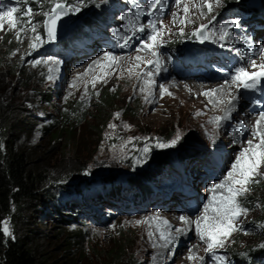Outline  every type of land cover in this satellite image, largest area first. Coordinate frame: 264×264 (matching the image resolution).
I'll return each mask as SVG.
<instances>
[{
	"label": "rangeland",
	"instance_id": "rangeland-1",
	"mask_svg": "<svg viewBox=\"0 0 264 264\" xmlns=\"http://www.w3.org/2000/svg\"><path fill=\"white\" fill-rule=\"evenodd\" d=\"M58 2L77 6L80 11L66 17V35L51 42L45 33V13ZM150 2L21 0L17 4V0H0L2 11L18 8L13 14L15 27L7 18L0 21V109L15 113L11 125L18 145L25 146L42 167L45 165L49 179L57 180L53 186L57 190L55 204L87 193V201L96 204L91 208L97 206L94 211L66 212L73 217L69 225H61L59 238L58 222L42 215L39 233L44 238L53 235L58 243L73 234L79 236L76 240L81 246L71 251L78 264H109L116 251L121 258L117 264H217L216 256H226L228 264H263L264 215L261 204L251 201L256 183L242 198L248 212L233 221L235 230L224 238V247L209 252L207 240L200 236L221 222L216 209L221 195L227 194V183L219 192L209 189L225 181L238 157L243 164L244 149L254 150L260 142V136L253 133L264 110H251L243 98L246 88L232 77L236 68L244 67L251 73L264 64V26L257 25L264 15V0L259 5L247 0H181L179 4L162 0L156 9L148 7ZM208 3L211 12L207 11ZM28 7L32 12L24 15ZM233 20L239 26L227 30L226 39L221 40L222 26ZM149 21L156 22L159 35L153 48L144 50L141 44L152 31ZM202 24L207 28L199 39L194 33ZM141 25L144 32L138 31ZM37 35L41 42L32 48ZM121 37H131L126 47L121 46ZM105 52L113 57H105ZM167 56L169 62L161 64ZM137 57L145 63L158 62L153 63L154 72L148 66L145 76L141 66V74L135 71L129 77L125 64L128 58ZM194 57L207 61L195 72L210 69L213 76H178L191 71L187 68L190 65L182 66ZM49 69L52 80L48 79ZM228 71L232 77L223 78L221 74ZM228 80L226 89L232 96L237 94L233 102L194 116L188 125L183 123L182 112L176 113L175 105L169 112H160L161 105L149 98L153 87L159 91L160 100L175 101L172 91L177 92L178 84L189 92L184 85L188 82L222 85ZM263 81L257 77L255 84ZM161 85L168 90L161 92ZM104 96L111 98L108 108L101 103ZM59 130L60 138L53 140ZM259 132H264V121ZM177 137L174 146H157ZM248 141H252L251 146ZM260 171L264 172V166ZM233 176L240 177L239 169L233 170ZM188 181L190 189L184 186ZM112 183L124 186L115 208H109L114 206L109 200L99 199L98 203L94 196L102 186ZM146 184L152 190L151 197L132 204L134 190ZM125 197L128 199L122 202ZM47 202L39 206L47 208ZM181 216L188 220L181 221ZM177 228L182 231L177 233ZM161 232L165 236L171 233L172 242L160 239ZM62 256L68 254L58 255Z\"/></svg>",
	"mask_w": 264,
	"mask_h": 264
},
{
	"label": "trees",
	"instance_id": "trees-1",
	"mask_svg": "<svg viewBox=\"0 0 264 264\" xmlns=\"http://www.w3.org/2000/svg\"><path fill=\"white\" fill-rule=\"evenodd\" d=\"M257 23V25L264 26V15ZM101 103L108 108L111 98L104 96V101ZM16 117L15 113L12 115L0 109V225L7 221L15 237L10 238L0 231V264H78L77 260L72 257L71 251L81 246L82 242L76 240L80 237L73 234L72 238L65 237L60 243L53 240L55 239L53 235L44 238L42 233H39V218L45 215L58 222L56 229L61 232L56 236L59 238L62 236L61 225H69L73 217L65 214L66 212L76 213L86 209L94 211L97 206L91 208L90 205L95 203L87 201L89 197L87 193L80 194L79 199L63 200L55 204L54 198L57 190L53 186L57 185V180L49 179L50 175L45 165L42 167L25 146L18 145L15 129L11 125ZM60 136L61 131L59 130L52 136V139L58 140ZM122 187L124 186L115 183L109 187L102 186L101 190L94 194L97 197L95 201L109 200L114 205L115 201L119 200L118 197L122 196L121 192L124 191ZM151 192L149 184L137 186L131 195V203H143L151 197ZM252 193L254 199L251 201L261 204L263 216L264 181L256 183ZM127 199L128 197L123 198L122 202ZM46 201H49L47 208L39 206L40 202L45 203ZM115 207L116 205L109 208ZM33 213L38 214V217L31 216ZM60 253H67L68 257L60 258L58 257ZM119 253L120 251L111 253L112 262L109 264L118 263L121 259ZM235 258L237 259L236 255ZM261 263L264 264L263 261Z\"/></svg>",
	"mask_w": 264,
	"mask_h": 264
},
{
	"label": "snow or ice",
	"instance_id": "snow-or-ice-1",
	"mask_svg": "<svg viewBox=\"0 0 264 264\" xmlns=\"http://www.w3.org/2000/svg\"><path fill=\"white\" fill-rule=\"evenodd\" d=\"M21 0H17V4H19ZM101 2H104V0H101ZM177 4L181 2V0H176ZM162 3V0H151L150 4L148 5L151 9H156L159 4ZM141 9H137V11H140ZM212 5L210 3L207 4V11L211 12ZM18 11L17 7H11L8 8L6 11L0 10V21L3 20V18H7L8 22L12 24L13 27L16 26V18L13 16L14 13ZM80 8L77 6H72L69 4L64 3H56L53 5L51 11L49 13H45V15L49 18V26L47 27V36L49 40L55 39V31H56V25L59 20L62 19L63 16H68L71 13L79 12ZM185 12L188 11L187 7L184 9ZM32 12V9L30 7L26 8L24 15H30ZM215 19V17H213ZM181 23H185V21H181ZM239 24L237 21L233 20L230 23L223 25L222 27L225 29L224 32L221 34V40L226 39L228 35V31L232 28L238 27ZM148 27L151 28V33L148 35L147 41H143L141 44V47L144 50H151L153 48V45L155 41L158 38L159 32L157 31V24L156 22L149 21ZM159 27H163V23L160 22ZM207 28V25H200L198 29H196L195 33L196 35H199ZM145 26L141 25L138 29L139 32H144ZM23 29L21 28V32ZM32 31L35 32V27L32 28ZM182 31V29H181ZM19 33L17 34V38H19ZM41 37L37 35L35 42L31 45L32 48H35L36 43L41 42ZM121 39L124 40V43L121 45L122 47H126L131 37H121ZM148 41H151L152 43H148ZM223 46V45H222ZM262 52H264V49H261ZM105 57H113V54L111 52H105ZM139 59V57H137ZM33 64L40 63V61H33ZM47 63V61H45ZM148 63H156L158 65V62L149 61ZM253 67H257L255 64V61L252 62ZM259 71L257 72H247L244 67H239L235 69V74L233 75L232 79L236 82H238L239 85H242L244 88H255L256 84L255 81L257 77L264 78V64L259 65ZM49 80H52L53 77L51 75V69H49ZM227 83V82H226ZM161 92H166L167 89L164 88L163 85L160 86ZM213 92L215 90H212ZM229 104L233 102L232 99H229ZM259 103V101L257 102ZM230 117V114H229ZM218 120L224 119V117H218ZM261 121H264V111H261L259 113V118L256 122V129L257 131L253 133L254 136L257 134L260 136V142L259 144L255 145V149L251 150L249 148L244 149L243 151V164L240 163V157L237 158V162L232 165V169L236 170L239 169L240 171V177L235 178L233 176V170H230L228 172L227 177L225 178V181L221 182L220 184L212 185V187L209 189V191H221L225 188V184L227 183V194L221 195L219 204L217 207V211L221 214V222L217 223L213 227H210L206 229V235L201 234L200 238L201 240H207V251L213 252L217 247H224V238L230 236L231 232L235 230V225L233 221L239 220L241 216H244L247 214L248 209L243 206V200L242 198L251 190L250 185L259 183V177L260 179H264V172H261L260 169L262 166H264V132H259V125ZM240 126H243V122H240ZM179 137H177L176 140L171 141L169 144H161L158 142L159 147H171L174 146L177 143V140ZM248 144L251 146L252 141H248ZM145 153L149 151V149L146 147L144 149ZM250 153V154H249ZM143 162L142 160H138V163ZM231 178V179H229ZM233 185H236L233 187ZM205 220H207V217H203ZM199 219V218H198ZM181 221H186L188 218L181 216ZM164 223L167 225V221H164ZM197 228H199V224L197 223ZM0 231H3L5 235L9 236L10 238H15L12 234L10 227L7 226V223L4 222L2 225H0ZM177 233H180L182 229L177 228L175 229ZM160 239L166 240L167 243H171V233H169L167 236L163 232L160 233ZM264 247V245H261ZM191 258V257H190ZM217 264H228L227 257L226 256H216L215 257Z\"/></svg>",
	"mask_w": 264,
	"mask_h": 264
},
{
	"label": "bare ground",
	"instance_id": "bare-ground-1",
	"mask_svg": "<svg viewBox=\"0 0 264 264\" xmlns=\"http://www.w3.org/2000/svg\"><path fill=\"white\" fill-rule=\"evenodd\" d=\"M148 62L145 63V61L143 60H138L136 58L134 59L128 58L125 65L129 68V72H128L129 77L133 76V73L135 71H136V75L141 74L142 73L141 66L144 67L145 76L149 74L148 69H147L148 66L151 72L155 70L156 66H154L153 63L150 64ZM166 62H169L168 56L165 62H161V64H165ZM188 67L193 68V66L191 65ZM166 69H167V66H166ZM196 73L197 72H194L192 77H196L197 76ZM208 74H210V76H213L212 71L210 72V69H207L205 74H202L199 76H208ZM178 76H180L181 78H184L183 77L184 75H182L181 73H179ZM226 82H224L222 85L221 84H209V83H202L201 85H197L194 82H188L187 84H184V85H185V88L189 92H185L184 90H182L180 88V84H178V86H176L177 92L172 91L174 95V99L177 98L175 101H170V100H167L166 98H163L160 100L159 91L154 90V87H153L149 98L152 100V103H157L161 105L160 112H169L170 106L175 105L176 111H177L176 113L182 112V115H184L183 123L185 125H188L194 116H200V115H205L207 113H210L211 110H215L216 106H221L224 103L228 102L229 99L236 98L237 94H233L232 96V94L229 93L230 90L226 89V87L230 85V81L228 80ZM166 89L168 90V87ZM190 89H193V93H191L192 90ZM212 90H215V91L213 92ZM247 107H249V104ZM251 110L254 111L253 106H251ZM212 172H215V171H212Z\"/></svg>",
	"mask_w": 264,
	"mask_h": 264
},
{
	"label": "water",
	"instance_id": "water-1",
	"mask_svg": "<svg viewBox=\"0 0 264 264\" xmlns=\"http://www.w3.org/2000/svg\"><path fill=\"white\" fill-rule=\"evenodd\" d=\"M248 3L253 4V5H259L260 4V0H247ZM67 16H63L61 20H59L57 22L56 25V31H55V39L50 40L51 42H54L56 40H60L62 39L67 32L68 29V22L66 20ZM49 26V18H47L46 22H45V33L47 35V27ZM204 31L202 33L199 34L198 38L199 39H203L204 37Z\"/></svg>",
	"mask_w": 264,
	"mask_h": 264
}]
</instances>
